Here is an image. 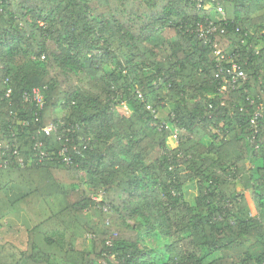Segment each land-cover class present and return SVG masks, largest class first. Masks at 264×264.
<instances>
[{
  "label": "trees",
  "instance_id": "16d2710c",
  "mask_svg": "<svg viewBox=\"0 0 264 264\" xmlns=\"http://www.w3.org/2000/svg\"><path fill=\"white\" fill-rule=\"evenodd\" d=\"M18 200L0 264H264V0H0V230Z\"/></svg>",
  "mask_w": 264,
  "mask_h": 264
},
{
  "label": "crops",
  "instance_id": "0c3cea01",
  "mask_svg": "<svg viewBox=\"0 0 264 264\" xmlns=\"http://www.w3.org/2000/svg\"><path fill=\"white\" fill-rule=\"evenodd\" d=\"M8 191L11 198L17 200L24 194L25 189L19 184H13ZM14 207V211L1 220L3 227L0 230V239L10 240L23 248L26 246L27 232L36 223L23 200L15 201Z\"/></svg>",
  "mask_w": 264,
  "mask_h": 264
},
{
  "label": "built area",
  "instance_id": "2783aa9c",
  "mask_svg": "<svg viewBox=\"0 0 264 264\" xmlns=\"http://www.w3.org/2000/svg\"><path fill=\"white\" fill-rule=\"evenodd\" d=\"M223 13V12H222ZM216 55H217V61H218V66L220 67V71L222 72H227L231 76V79L227 78L226 75V80L231 81V82H236L239 78H246L247 73L245 70L235 61L233 56L228 55L226 52L223 51V49L217 47L216 49ZM220 73V74H221ZM11 90H9L10 92ZM26 98L29 99L30 96L26 95ZM34 99L37 100H42V95L39 89H36L34 92ZM43 104V103H41ZM43 106V105H42ZM259 115V114H257ZM54 129V125L50 124L44 128L46 134H50L52 130ZM42 144V143H41ZM67 148H63L61 153H66ZM66 162H71V157L66 154L64 157Z\"/></svg>",
  "mask_w": 264,
  "mask_h": 264
},
{
  "label": "rangeland",
  "instance_id": "374dc122",
  "mask_svg": "<svg viewBox=\"0 0 264 264\" xmlns=\"http://www.w3.org/2000/svg\"><path fill=\"white\" fill-rule=\"evenodd\" d=\"M198 194V186L196 183H188L185 187V192H184V197L185 199L190 202L193 203L195 197Z\"/></svg>",
  "mask_w": 264,
  "mask_h": 264
}]
</instances>
